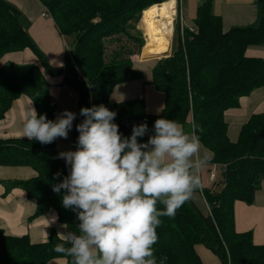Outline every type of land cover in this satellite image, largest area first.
<instances>
[{
  "label": "trees",
  "instance_id": "obj_1",
  "mask_svg": "<svg viewBox=\"0 0 264 264\" xmlns=\"http://www.w3.org/2000/svg\"><path fill=\"white\" fill-rule=\"evenodd\" d=\"M40 1L51 11L62 34L74 38L64 66L49 65L22 26L20 11L5 0H0V59L9 52L31 48L47 72L64 75L65 84L79 94L73 127L76 147V125L84 119L80 109L103 104L117 113L114 122L125 137L131 136L134 125L147 123L149 132L138 138L141 142L147 141L161 116L191 125L201 144L212 151L211 162L223 168L219 186L203 189L210 206L208 214L190 199L174 218H161L153 246L158 264L163 257L167 258L164 264H203L195 250L197 244L215 252L223 264H264V244H255L251 231L235 230L234 211L237 200L253 203L264 179V116L253 114L237 141L229 138L225 120V111L237 107L240 96L264 86V59L246 55L249 46L264 42V0H259L263 12L257 26L225 30L209 2L199 7L193 29L181 28L177 19L172 54L160 58L153 68L152 84L166 97L159 114L149 113L141 98L121 102L109 98L116 85L140 78L133 62L144 45L138 24L145 10L167 0ZM49 87L36 64L5 62L0 66V120L21 96L29 97L39 114L55 120ZM58 154L56 140L42 145L23 137L0 138V166H30L37 172L32 179L11 183L37 201L30 219L53 208L66 232H76V212L62 205L64 190L53 191V185L68 172ZM57 173L61 174L58 178ZM57 243L55 230L47 241L34 243L28 235L13 236L0 228V264H49L53 259L71 264L70 257L54 251Z\"/></svg>",
  "mask_w": 264,
  "mask_h": 264
},
{
  "label": "clouds",
  "instance_id": "obj_2",
  "mask_svg": "<svg viewBox=\"0 0 264 264\" xmlns=\"http://www.w3.org/2000/svg\"><path fill=\"white\" fill-rule=\"evenodd\" d=\"M80 115L76 149L58 154L69 174L53 185L56 193L64 190L62 205L76 212L79 223L76 232L59 233L54 251L70 257L71 264H158L153 246L161 218H174L202 188L200 173L208 158L200 155L199 137L161 116L141 142L147 123L134 125L125 137L114 122L117 113L103 104L81 108ZM75 119L76 113L65 110L49 120L31 105L21 135L51 144L68 138Z\"/></svg>",
  "mask_w": 264,
  "mask_h": 264
},
{
  "label": "crops",
  "instance_id": "obj_3",
  "mask_svg": "<svg viewBox=\"0 0 264 264\" xmlns=\"http://www.w3.org/2000/svg\"><path fill=\"white\" fill-rule=\"evenodd\" d=\"M5 1L20 11L19 20L22 26L34 44L47 56L48 63L53 68L63 67L66 55L71 52V49L66 41V35L60 31L51 11L40 0ZM204 2H209L212 12L221 17L225 30L232 27L257 26L261 22L263 5L259 0H175L177 11L175 20L181 21V28L193 29L195 27L198 9ZM142 33L143 35L146 34L145 31ZM173 34L170 47L164 49L143 47L139 54L133 56L134 68L141 72V76L131 82L116 85L110 94L109 99L111 101L121 102L141 98L145 101L149 113H161L166 97L152 84L153 68L160 58L172 54ZM73 45L74 40H72V48ZM148 46L152 48L151 43ZM246 55L264 59V42L249 46L246 49ZM37 59L34 50L26 48L5 54L0 59V66L8 61L39 66L50 84L51 99L56 101L55 119L65 110L74 112L76 113V119L73 121L74 127L79 113V94L65 84L63 74L55 77L48 76ZM31 105L35 107L32 100L27 96H21L13 102L5 117L0 120V138L22 137L24 113ZM253 114L264 116V86L240 96L239 105L225 111L228 136L232 141L238 140L243 125ZM73 127L67 139H56L58 153L76 149ZM184 128L193 133L191 125L184 126ZM200 155L202 157L206 155L208 158L206 166L200 173L203 189L217 188L223 180L222 166L211 162L213 153L202 144ZM63 161L65 162V160ZM211 171L216 174L215 181L210 179ZM36 176L37 172L30 166H0V228L9 235H28L32 242L39 243L47 241L53 230L57 232L58 236L59 233L66 232V226L59 221L58 214L53 208H49L44 214L30 219L37 209V201L34 198H29L21 187L11 183L29 180ZM198 190L194 192L191 200L204 214H208L210 206L203 193ZM234 211L235 230L237 232L251 231L253 242L258 245L264 244V179L255 193L253 203L249 204L237 200L234 204ZM195 250L203 264H223L219 256L204 244L195 245ZM63 261V259H53L49 264H58Z\"/></svg>",
  "mask_w": 264,
  "mask_h": 264
},
{
  "label": "bare ground",
  "instance_id": "obj_4",
  "mask_svg": "<svg viewBox=\"0 0 264 264\" xmlns=\"http://www.w3.org/2000/svg\"><path fill=\"white\" fill-rule=\"evenodd\" d=\"M176 14L175 0H167L143 12L142 23L152 48H168Z\"/></svg>",
  "mask_w": 264,
  "mask_h": 264
},
{
  "label": "rangeland",
  "instance_id": "obj_5",
  "mask_svg": "<svg viewBox=\"0 0 264 264\" xmlns=\"http://www.w3.org/2000/svg\"><path fill=\"white\" fill-rule=\"evenodd\" d=\"M154 5H156V4H154ZM142 15H143V13H142ZM178 16H179V14H178ZM175 18V17H174ZM177 18V17H176ZM24 21V20H23ZM174 21H175V24H177V19L175 20L174 19ZM174 21H173V26H174ZM178 22L180 23L181 21L178 19ZM180 26H181V23H180ZM141 28H144V25H143V23H142V17H141V20H140V22H139V24H138V29H139V31L141 32ZM142 32H144V29L142 30ZM141 32V33H142ZM172 33H174L173 32V30H172ZM172 33L170 34V41H171V36H172ZM142 36H143V38H144V45H143V47L144 48H147V49H153V48H151V47H149L148 46V44L150 45V41H149V38L146 36V34L145 35H143V33L141 34ZM174 39H175V35L173 34V40H172V45L174 46ZM72 40H74L73 39V36H66V41H67V43H68V45H69V47H70V49L72 50V46H71V44H72ZM137 46H138V42H137V44L135 45V52H136V50H137ZM169 47H170V45H169ZM173 49V48H172ZM70 50V51H71ZM144 50V49H143ZM169 50V49H168ZM69 51V50H68ZM69 53V52H68ZM166 53V52H165ZM164 54V53H163ZM45 55V54H44ZM162 55V54H161ZM45 57H47L46 55H45ZM38 58V57H37ZM38 61H39V63H40V65L42 66V67H44L43 65H42V63L40 62V60L39 59H37ZM50 65V64H49ZM51 66V65H50ZM51 67H53V66H51ZM45 69V68H44ZM47 72V71H46ZM48 76H53V77H55V76H58V75H60V74H57V75H52V74H50L49 72H47L46 73ZM219 174V173H218Z\"/></svg>",
  "mask_w": 264,
  "mask_h": 264
},
{
  "label": "built area",
  "instance_id": "obj_6",
  "mask_svg": "<svg viewBox=\"0 0 264 264\" xmlns=\"http://www.w3.org/2000/svg\"><path fill=\"white\" fill-rule=\"evenodd\" d=\"M175 17H177V11H176ZM174 19H175V18H174ZM50 106L53 107V108H55V106H56V101L53 100V99H51V100H50ZM210 179H211L212 181H215V180H216V174L214 173V171H211V173H210ZM199 191H200L201 193H203V186H202V188L199 189Z\"/></svg>",
  "mask_w": 264,
  "mask_h": 264
}]
</instances>
